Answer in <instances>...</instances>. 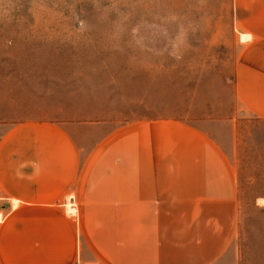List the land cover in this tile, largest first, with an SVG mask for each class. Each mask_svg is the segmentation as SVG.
I'll list each match as a JSON object with an SVG mask.
<instances>
[{
  "label": "rangeland",
  "instance_id": "374dc122",
  "mask_svg": "<svg viewBox=\"0 0 264 264\" xmlns=\"http://www.w3.org/2000/svg\"><path fill=\"white\" fill-rule=\"evenodd\" d=\"M242 6L0 0V137L21 123L45 122L65 130L85 156L101 145L114 151L116 138L127 151L138 121L197 127L229 157L239 187L235 232L216 264H264V119L242 107L235 87L247 38ZM71 198L65 212L77 216ZM76 264L98 263L81 255Z\"/></svg>",
  "mask_w": 264,
  "mask_h": 264
},
{
  "label": "crops",
  "instance_id": "0c3cea01",
  "mask_svg": "<svg viewBox=\"0 0 264 264\" xmlns=\"http://www.w3.org/2000/svg\"><path fill=\"white\" fill-rule=\"evenodd\" d=\"M242 107L264 119V0H241ZM83 156L55 125L0 137V264H216L235 232L237 173L220 145L180 120L134 123L130 147ZM106 149V151H105ZM121 149V151H120ZM71 195L79 214L67 215ZM17 203V205H15Z\"/></svg>",
  "mask_w": 264,
  "mask_h": 264
},
{
  "label": "bare ground",
  "instance_id": "6f19581e",
  "mask_svg": "<svg viewBox=\"0 0 264 264\" xmlns=\"http://www.w3.org/2000/svg\"><path fill=\"white\" fill-rule=\"evenodd\" d=\"M15 205H17V203H16ZM71 208H72V207H71Z\"/></svg>",
  "mask_w": 264,
  "mask_h": 264
},
{
  "label": "built area",
  "instance_id": "2783aa9c",
  "mask_svg": "<svg viewBox=\"0 0 264 264\" xmlns=\"http://www.w3.org/2000/svg\"><path fill=\"white\" fill-rule=\"evenodd\" d=\"M71 199H73V198H71Z\"/></svg>",
  "mask_w": 264,
  "mask_h": 264
}]
</instances>
